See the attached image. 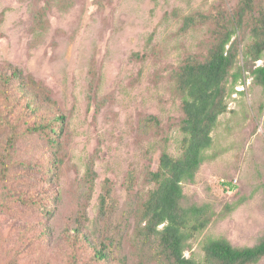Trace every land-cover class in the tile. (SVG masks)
Segmentation results:
<instances>
[{
	"label": "rangeland",
	"instance_id": "rangeland-1",
	"mask_svg": "<svg viewBox=\"0 0 264 264\" xmlns=\"http://www.w3.org/2000/svg\"><path fill=\"white\" fill-rule=\"evenodd\" d=\"M240 1L0 0V264H169L139 222L156 187L149 174L164 151H183L177 72L209 56ZM262 12L255 0L234 34L227 111L183 184L185 206L213 213L185 250L197 260L208 238L264 237V84L252 73L259 60L244 55ZM49 123L56 135L27 131Z\"/></svg>",
	"mask_w": 264,
	"mask_h": 264
},
{
	"label": "trees",
	"instance_id": "trees-1",
	"mask_svg": "<svg viewBox=\"0 0 264 264\" xmlns=\"http://www.w3.org/2000/svg\"><path fill=\"white\" fill-rule=\"evenodd\" d=\"M254 3L255 0H241L231 28L219 34L209 56L204 60H188L177 72V88L182 94L184 114L180 126L184 133L183 151L178 157L167 151L162 153L159 168L149 174L156 187L149 192L139 217L140 224H144V236L149 241H157L161 255L169 264H257L264 257V237L251 246H235L225 237L208 238L203 245V260L186 256L189 241L209 225L213 213L208 204H183V184L195 181L206 160V151L213 146L212 132L219 116L227 111L226 82L238 55V44L233 37L237 28H245L248 14L254 11ZM251 31L254 42L247 46L244 55L252 61H258L264 53V12L251 26ZM252 73L256 83L264 84V63L252 69ZM12 75L20 79L24 77L23 71L18 69ZM238 77L236 74L235 80ZM2 78L7 85L10 78ZM34 99L27 103L33 113L39 109L38 105L35 106L37 97ZM55 120L63 122L64 116L60 115ZM27 131L56 135V129L50 123L30 126ZM16 142L17 131L14 127L7 144L13 148ZM6 159H2L4 165ZM105 203L103 198V207ZM96 254L99 258L107 257L104 249L98 250Z\"/></svg>",
	"mask_w": 264,
	"mask_h": 264
},
{
	"label": "built area",
	"instance_id": "built-area-1",
	"mask_svg": "<svg viewBox=\"0 0 264 264\" xmlns=\"http://www.w3.org/2000/svg\"><path fill=\"white\" fill-rule=\"evenodd\" d=\"M261 62H262V61H261V60H259V61H258V65H260V64H261Z\"/></svg>",
	"mask_w": 264,
	"mask_h": 264
}]
</instances>
